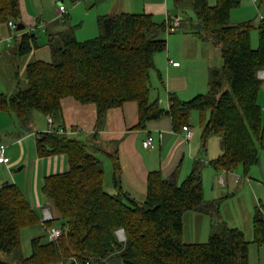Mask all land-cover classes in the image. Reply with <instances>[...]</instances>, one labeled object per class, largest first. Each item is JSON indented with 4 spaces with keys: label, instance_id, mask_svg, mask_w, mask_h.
Segmentation results:
<instances>
[{
    "label": "trees",
    "instance_id": "trees-1",
    "mask_svg": "<svg viewBox=\"0 0 264 264\" xmlns=\"http://www.w3.org/2000/svg\"><path fill=\"white\" fill-rule=\"evenodd\" d=\"M239 5L240 0H216L214 5L208 0H191L203 32L199 39L212 40L221 48L222 65L209 72L205 94L186 101L168 94L166 109L159 99L151 101L150 72L156 70L155 56L167 49L162 38L167 23H157L149 14L121 13L98 17L99 34L90 40L77 41L72 29L49 35L51 62L28 64L25 87L15 75L17 88L2 104L26 127L33 113L59 119L64 99L94 105V139L107 112L128 102L137 105L136 128L168 116L173 129L181 132L189 125L190 112H207L208 118L201 124L200 151L206 152L207 138L216 136L221 154L210 162L212 168L232 172L240 166L247 175L264 151L258 105V73L264 70V18L257 26L253 21L231 24L230 12ZM20 20L19 0H0V29L8 28L9 21L17 25ZM253 29L258 32L256 49L251 47ZM40 46L35 32H25L15 52L23 57ZM157 76L161 80L158 71ZM36 150L41 157L64 155L67 159L68 170L48 176L42 188L56 213L52 220L41 221L44 232L60 228L62 234L53 241L46 235L32 238L31 254L24 257L20 234L39 219L15 185L4 184L0 187V252L9 260H0V264H94L110 258L134 264H249L251 242L224 222L214 226L205 243L182 241L184 214H219V202L203 198L201 166L205 162L201 159L194 161L180 184L177 170L165 178L159 171L150 172L146 197L139 203L122 189L116 156H111L115 192L110 193L105 189L103 163L96 156L100 148L68 134L61 124L40 133ZM120 229L124 242L116 236ZM253 233L252 243L264 245V214L259 209L254 214Z\"/></svg>",
    "mask_w": 264,
    "mask_h": 264
},
{
    "label": "crops",
    "instance_id": "crops-1",
    "mask_svg": "<svg viewBox=\"0 0 264 264\" xmlns=\"http://www.w3.org/2000/svg\"><path fill=\"white\" fill-rule=\"evenodd\" d=\"M174 1L176 3V0ZM208 2L214 5L216 0H208ZM246 2L257 5V0L255 2L246 0ZM170 4L169 0H72L68 8L64 6L66 16H68L66 21H63V16L60 17L61 14L57 10L54 20L44 26L46 23H42L40 20L43 19L46 9L44 0H19L21 24L25 26V31L16 34L18 37L17 41L22 33L36 32V29L40 27H42L41 29L45 28L44 32L46 34V40L39 41L41 46L23 57L17 56L14 48L8 47L6 40L12 36V32L7 27L0 29V144L6 146L5 155L9 158L8 165L0 164V187L4 184H14L36 212L39 223L24 229L27 230L30 240L45 235L44 227L41 223L44 210H48L52 217H56L50 201L42 192L45 179L48 176L61 174L68 170L67 159L64 155L41 157L37 154L36 144L37 140L40 139V133L49 131L52 126L58 127V124H61L67 133L72 136H78L82 140L88 141L90 145L92 143L100 148L101 151L96 153V156L103 163L105 189L110 193L115 192L111 183V156L115 155L121 171L120 181L122 189L139 203L143 202L146 197L147 178L150 172L159 171L165 178L177 170L178 173L180 172L181 178L187 177L192 171L194 161L198 159L204 160L200 155L201 149H199V144L195 141L194 132L191 131V139L185 141L181 132L173 129L172 121L168 116L148 121L144 128H136L138 110L135 102H128L120 108L109 110L97 139L92 137L97 116L94 105H81L74 100L64 99L59 119L51 118L52 122L49 123L47 121L48 117H44L45 124H42L40 118L37 117L39 115L33 113L31 122L26 127L2 104L3 99H7L17 88L15 86V75L21 73L18 71H23L25 77V68L28 64L35 61L51 62L52 52L47 44L49 35H56L72 29L73 36L77 41L90 40L99 34L98 17L114 16L121 13L149 14L152 15L155 22L162 23L173 15L170 13ZM178 5L180 6V3ZM189 6L191 7V3ZM77 12L80 13V16L76 15ZM178 17V15H174V18ZM263 18L264 12L250 20L257 24ZM59 20H61V23L57 22ZM27 26L32 27L30 28L31 30L27 29ZM250 40L251 46L255 47L251 37ZM207 42L212 43L213 41L201 40L200 44L203 45ZM212 44L219 51L220 60L216 63V68H220L222 65L221 48L215 42ZM170 51L169 49V54H166V60L168 59L166 66L158 54L154 60L156 70L150 72V100H160V94L157 90L162 82L165 92L162 97L163 99L166 98V100H160V106L165 109L168 107L167 95L169 92L174 91L176 95H180V91L185 90V92L190 91V95H195V91L199 89L196 81L194 86L190 84L187 76L190 70L189 66H182L179 62V58L187 62V59L191 57L188 54L187 44L183 47L182 44L177 47L176 53L172 52L173 54H171ZM179 53L181 57H178ZM169 60L180 64L178 67H172L168 64ZM157 71L160 73L161 80L157 76ZM181 78H184L182 80L184 84L179 81ZM259 79L261 80V85L258 105L261 110V122L264 126V78ZM187 92L185 95H187ZM178 98L180 99L181 97ZM188 126L191 129L190 124ZM72 128L75 130L72 131ZM149 136L153 138V147L144 148L142 143ZM218 174L224 180L222 183L224 186L222 187L228 190H232L235 187L242 190L245 186L249 188L253 195L254 203L259 206L255 210L259 209L264 214V151L259 152L257 164L249 169L247 175H245L242 167L232 172H217ZM181 178H178L177 183L179 180L181 181ZM184 215L189 216V220L192 218L196 219V216H209L195 211ZM202 218H200V221L203 220ZM217 221L224 222L222 219Z\"/></svg>",
    "mask_w": 264,
    "mask_h": 264
},
{
    "label": "rangeland",
    "instance_id": "rangeland-1",
    "mask_svg": "<svg viewBox=\"0 0 264 264\" xmlns=\"http://www.w3.org/2000/svg\"><path fill=\"white\" fill-rule=\"evenodd\" d=\"M45 2V13L43 15V19H40L44 26L47 23L54 20L55 14L58 10V6H68L71 5L72 0H44ZM171 3V11L173 15L170 19H175L174 15H178L181 24L180 27L177 28L174 32H165L162 35V38L166 39L167 41V49L165 52L159 54L161 61L164 62L166 66V54H169V49L171 50V54L177 52V47L182 44V47L187 44V48L189 49L188 54L191 56L185 62L183 59L179 58V62L182 66H189V72L187 76L189 78L191 86H194L195 81L198 83L197 91H195V95H190V91H186L187 95H185V90L180 91V95H176L173 92H169L170 95H176L177 97H181L180 100L186 101L192 99L197 94H205L208 90V81H209V72L216 68V63L220 60V54L218 49H215L212 43H205L200 44L201 39H199L198 34L202 35L203 32L201 28L198 29V25H200L199 21L197 20V15L194 10L189 6L191 3L190 0H181L180 6L175 3L174 0H169ZM210 4V3H209ZM212 5V4H210ZM68 12V11H67ZM264 12V0H257V5L247 3L246 0H240V5L233 9L230 12V22L233 24H238L241 22L251 21L250 19H254L258 17V15ZM65 15V16H64ZM63 16V21L67 20L66 13ZM77 16H80V13H76ZM39 20V21H40ZM61 20L57 21L58 23ZM259 22V21H258ZM21 23V20H20ZM253 24L257 26L256 23ZM43 26V27H44ZM27 29L32 27L27 26ZM42 27L36 29L35 34L39 37L38 41H45L46 34ZM31 30V29H30ZM25 31V30H23ZM19 32L22 31H12L11 35L13 36L11 42L7 43L8 47H12L16 50L18 41L17 36ZM10 36V35H9ZM251 39L254 41L255 47L252 49H256L258 47V32L256 29L251 31L250 35ZM206 40V39H203ZM179 41V43H178ZM173 52V53H172ZM178 57H181V54H178ZM178 62V63H179ZM179 63V64H180ZM203 71V73H201ZM18 74V81L21 87H25V77L23 71ZM152 72V71H151ZM184 78L179 79L183 83ZM201 83V87H200ZM184 84V83H183ZM185 84L187 85L186 81ZM17 82L15 83V86ZM187 88V87H186ZM158 93L160 94V100L163 99L162 95H164L163 84L158 87ZM185 98V99H184ZM40 118L42 124H45V120L43 119L44 116L40 113H37ZM208 113L202 114L198 111H192L189 114L188 123L191 126V131L194 132L196 142L199 144V149L201 145V124L203 120H207ZM206 152H200L201 157L204 159L203 165L201 166V176H202V185H203V198L206 201H218L219 202V214L217 216H196V219L192 218L191 220L188 219L189 216L184 215L183 217V234H182V241L184 243H205L207 242L210 234L212 233L214 226L218 223L217 220L222 219L228 226L235 227L239 229L246 241L251 242L249 245V264H264V245H256L252 243L253 241V218L255 214V208L259 207L254 203L253 195L249 188H245L240 190L239 188H234L232 190H228L224 185L220 184V179L223 180L222 177L217 175V171L212 168L210 162L216 159L221 153L219 148V140L216 136H210L207 138L205 142ZM241 167L239 166L240 169ZM236 170V169H235ZM234 170V171H235ZM173 173V172H172ZM221 173V172H220ZM180 172H176V179L180 177ZM223 175V174H222ZM185 177L179 180L178 184H180ZM224 181V180H223ZM214 187V188H213ZM194 212V211H192ZM190 213V212H188ZM203 214V213H202ZM207 215V214H206ZM203 217L202 221L200 218ZM210 217V218H209ZM221 217V218H220ZM245 230V231H244ZM247 230V231H246ZM27 230H23L20 234V246L22 249V254L24 257H28L31 254V245H30V237ZM45 233V232H44ZM0 260L8 261L9 256L0 252ZM102 264H123L117 258H110L107 261H104Z\"/></svg>",
    "mask_w": 264,
    "mask_h": 264
},
{
    "label": "built area",
    "instance_id": "built-area-1",
    "mask_svg": "<svg viewBox=\"0 0 264 264\" xmlns=\"http://www.w3.org/2000/svg\"><path fill=\"white\" fill-rule=\"evenodd\" d=\"M252 1L255 2V0H252ZM58 11L61 15L65 14L64 6H62V5L58 6ZM166 23L168 26L167 31L168 32H174L177 28L180 27L181 21L179 18L167 19ZM7 26L11 32L16 31L17 25L15 23H13L12 21H9ZM11 40H12V36H10L6 41H7V43H9ZM168 64L171 65L172 67H178L179 66L178 62H174L171 60L168 61ZM258 75H259L258 76L259 78H264V71H260L258 73ZM47 121L49 123H51L52 122L51 117H48ZM58 133L62 134L64 132L62 130H59ZM181 134H182V137L185 141H189L192 137L191 129L187 125L182 127ZM142 145L144 148H152L153 147V138L151 136H149L146 140L143 141ZM5 149H6V146L3 144H0V164H2V165H8V163H9V158L5 155ZM219 181L221 184L223 183L222 179H220ZM50 220H52L51 213L48 210H44L42 222L50 221ZM61 234H62V231L60 228H50L47 231H45V235L51 241L57 240L61 236ZM116 236H117V239L119 242L125 241V236H124V233L121 229L116 231ZM103 262L104 261H100L99 263H94V264H102ZM86 264H92V263L87 262Z\"/></svg>",
    "mask_w": 264,
    "mask_h": 264
},
{
    "label": "water",
    "instance_id": "water-1",
    "mask_svg": "<svg viewBox=\"0 0 264 264\" xmlns=\"http://www.w3.org/2000/svg\"><path fill=\"white\" fill-rule=\"evenodd\" d=\"M201 28V25H198V29ZM25 29V26L21 23L17 24L16 31H23ZM124 264H134L133 262L130 261H123Z\"/></svg>",
    "mask_w": 264,
    "mask_h": 264
}]
</instances>
